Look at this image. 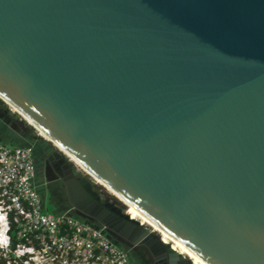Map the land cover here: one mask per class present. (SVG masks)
Segmentation results:
<instances>
[{
	"label": "water",
	"instance_id": "1",
	"mask_svg": "<svg viewBox=\"0 0 264 264\" xmlns=\"http://www.w3.org/2000/svg\"><path fill=\"white\" fill-rule=\"evenodd\" d=\"M0 94L89 172L70 214L192 264L93 175L208 264H264V0H0Z\"/></svg>",
	"mask_w": 264,
	"mask_h": 264
},
{
	"label": "built area",
	"instance_id": "2",
	"mask_svg": "<svg viewBox=\"0 0 264 264\" xmlns=\"http://www.w3.org/2000/svg\"><path fill=\"white\" fill-rule=\"evenodd\" d=\"M30 145L0 142V248L19 251L21 261L45 264H131L128 250L105 232L103 226L80 219L68 210H45L34 183ZM17 241L10 248L9 215ZM1 257V254H0Z\"/></svg>",
	"mask_w": 264,
	"mask_h": 264
},
{
	"label": "flooded vegetation",
	"instance_id": "3",
	"mask_svg": "<svg viewBox=\"0 0 264 264\" xmlns=\"http://www.w3.org/2000/svg\"><path fill=\"white\" fill-rule=\"evenodd\" d=\"M4 121V122H3ZM17 120L10 117L6 109L0 108V124L5 125V128L9 129L6 134H12V140L17 141L18 146L30 145L32 148L33 166H34V178L33 183L37 194L39 195L42 203L48 202L55 205L56 209L61 206H65L68 210L71 209V200L69 197V189L76 188V193L74 194L77 201H81L82 196H80V190L75 183L73 178L79 179L84 173H77L73 168L71 161L67 159L66 156L59 155L56 153L57 148L42 139L40 132L33 131L30 132L22 130L18 126V130L11 127V123ZM6 123V124H4ZM40 134V135H39ZM43 136V135H42ZM45 137V136H43ZM46 138V137H45ZM47 139V138H46ZM71 159V158H70ZM75 163V162H74ZM77 165V164H76ZM78 166V165H77ZM79 167V166H78ZM86 176V175H85ZM92 181V180H91ZM83 186V184H81ZM84 188V187H83ZM92 189L97 191L104 201H111L118 207L119 204L111 197H108L105 193L99 190L95 184H93ZM92 200V199H91ZM89 201H83L86 203ZM121 208V207H120ZM131 216L139 220L143 225H147L145 220L140 218L137 214L129 210ZM73 214L80 215L79 210H73ZM154 225V224H153ZM150 227L157 232V226ZM159 234V233H158ZM169 236L167 233L159 234L166 241L171 242L175 249L185 255L187 259L191 261L192 264H198L193 257L187 254V250H183L176 242L165 235ZM151 246L136 245L130 251H128L129 261L131 264H163L161 253L162 247L156 245L153 241H150ZM190 253V252H189ZM186 264V263H182Z\"/></svg>",
	"mask_w": 264,
	"mask_h": 264
},
{
	"label": "rangeland",
	"instance_id": "4",
	"mask_svg": "<svg viewBox=\"0 0 264 264\" xmlns=\"http://www.w3.org/2000/svg\"><path fill=\"white\" fill-rule=\"evenodd\" d=\"M9 105V104H8ZM7 104H5V102H3L1 99H0V108L1 109H6L8 111V114L10 117L16 119V120H19L20 117L19 115L16 113V111L10 106H8ZM11 108V109H10ZM15 111V112H14ZM39 131V130H37ZM43 139V138H42ZM9 145L11 146H15L14 142L13 141H8L7 142ZM68 159V158H67ZM69 160V159H68ZM71 161V160H70ZM73 161V160H72ZM71 161V164L73 166V168L75 169V171L77 173H83L81 168L78 167L76 165V163H74V161L72 162ZM96 187L101 190L103 193H105L108 197H111L113 198L118 204L119 206L123 209V210H127V213L129 212L128 209L126 206H124V204L122 202H120L114 195H112L109 191H107L103 186L99 185V184H96ZM43 206L45 208L46 211L48 212H52V213H55L56 212V207L55 205L51 204V203H48V202H45L43 203ZM145 223L150 226V227H155L152 222L148 221V220H145ZM145 225V224H144ZM151 229V228H150ZM158 233L159 234H163L164 232L160 230V228H158ZM19 251H15V253L13 255L11 254H8L6 248H3L1 250L0 248V254H1V257H0V264H45L44 261H35V260H29L27 262H24V261H21L18 256H19ZM188 254V253H187ZM18 255V256H17ZM190 255V254H189ZM198 264H201L198 260L194 259Z\"/></svg>",
	"mask_w": 264,
	"mask_h": 264
},
{
	"label": "bare ground",
	"instance_id": "5",
	"mask_svg": "<svg viewBox=\"0 0 264 264\" xmlns=\"http://www.w3.org/2000/svg\"><path fill=\"white\" fill-rule=\"evenodd\" d=\"M0 98H2L4 101H6L16 112H18L19 110L15 107V106H13L6 98H4L1 94H0ZM27 121H30V120H27ZM30 123H32L31 121H30ZM36 129L37 130H39L38 132H40V134H42L43 136H45L47 139H49L50 141H53V140H51V138L49 137V136H47L46 134H45V132L44 131H42L41 129H38L37 127H36ZM55 143V142H54ZM56 144V143H55ZM66 153V155L69 157V158H71V160H73L80 168H81V170H84V171H86L87 173H89L85 168H84V166L77 160V159H75L73 156H71L69 153H67V152H65ZM94 179H95V181L96 182H98V184H100V185H102L104 188H106L112 195H114V196H116L120 201H122L123 203H125L126 205H127V208H129V210H131L132 212H134L135 214H137L140 218H142V219H144V220H148V221H150V222H152V224H154V225H156L158 228H160L156 223H154L151 219H149L145 214H143L142 212H140L138 209H136L134 206H132V205H130L127 201H125L119 194H117L115 191H113L110 187H109V185H107L104 181H102L101 179H99V178H97V177H95V176H93V175H91ZM128 215L130 216V218H133V219H136V218H134L133 216H131L130 215V213L128 212ZM142 224V223H141ZM143 225V224H142ZM157 231H158V229H156ZM160 230L161 231H163V232H165V233H167L165 230H163L162 228H160ZM169 236H167V235H165V236H167V237H169L170 239H172L174 242H176L180 247H185V249L187 250H185L183 247V250H185L188 254H190V256L191 257H193L194 259H196V260H198L201 264H208L207 262H205L203 259H201L196 253H194L191 249H189L188 247H186L185 245H183L182 243H180L179 241H177L176 239H174L169 233H167ZM160 238H161V241L162 242H164V243H169L170 244V247L171 248H173V249H175V246L171 243V242H169V241H166L165 239H163L161 236H160ZM182 245H180V244ZM176 250V249H175ZM177 251V250H176ZM178 252V251H177ZM190 252V253H189Z\"/></svg>",
	"mask_w": 264,
	"mask_h": 264
},
{
	"label": "crops",
	"instance_id": "6",
	"mask_svg": "<svg viewBox=\"0 0 264 264\" xmlns=\"http://www.w3.org/2000/svg\"><path fill=\"white\" fill-rule=\"evenodd\" d=\"M3 122H4V121H3ZM4 124H6V123H4ZM8 130H9V129L5 128V125L0 124V142H3V143L8 144V143H7L8 141H13L15 145H19V144L17 143V141L12 140V138H10V137H12V134H6V133H9ZM13 130H14V129H13ZM14 132H15V130H14ZM66 209H67V208H65V206L58 207V208L56 209V212H55V213H61V212H64Z\"/></svg>",
	"mask_w": 264,
	"mask_h": 264
},
{
	"label": "trees",
	"instance_id": "7",
	"mask_svg": "<svg viewBox=\"0 0 264 264\" xmlns=\"http://www.w3.org/2000/svg\"><path fill=\"white\" fill-rule=\"evenodd\" d=\"M98 183V182H97ZM106 189V188H105ZM107 190V189H106ZM108 191V190H107ZM9 224H10V248L13 249L17 243L15 236L13 234V230H14V223L12 221V213L9 215Z\"/></svg>",
	"mask_w": 264,
	"mask_h": 264
}]
</instances>
